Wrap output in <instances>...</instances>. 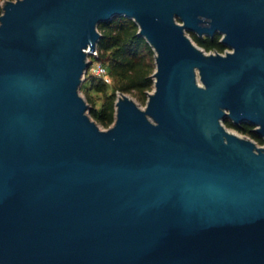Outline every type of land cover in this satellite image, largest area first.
Returning a JSON list of instances; mask_svg holds the SVG:
<instances>
[{
    "label": "water",
    "instance_id": "95a60500",
    "mask_svg": "<svg viewBox=\"0 0 264 264\" xmlns=\"http://www.w3.org/2000/svg\"><path fill=\"white\" fill-rule=\"evenodd\" d=\"M121 14L154 84L101 128L80 86ZM225 117L264 139V0H3L0 264H264V142Z\"/></svg>",
    "mask_w": 264,
    "mask_h": 264
},
{
    "label": "trees",
    "instance_id": "16d2710c",
    "mask_svg": "<svg viewBox=\"0 0 264 264\" xmlns=\"http://www.w3.org/2000/svg\"><path fill=\"white\" fill-rule=\"evenodd\" d=\"M97 27L101 33L96 45L97 55L89 54V57L91 61L98 60L106 66L112 84L107 92L109 83L102 76L88 72V68L84 82L87 81L89 88L103 94L99 106H95L86 94L90 115L98 124L109 126L114 119L118 91L135 92L141 101H146L147 91L151 90L154 84V51L146 38L138 33L137 23L129 16L116 15L110 20L99 22ZM190 35L205 50L223 51L225 48L220 41V33L212 37L198 36L195 32ZM223 123L235 127L256 142H264L263 137L254 132L253 125L248 122L236 125L229 117H225Z\"/></svg>",
    "mask_w": 264,
    "mask_h": 264
},
{
    "label": "rangeland",
    "instance_id": "374dc122",
    "mask_svg": "<svg viewBox=\"0 0 264 264\" xmlns=\"http://www.w3.org/2000/svg\"><path fill=\"white\" fill-rule=\"evenodd\" d=\"M3 1V0H2ZM1 3L2 2H0V11H1ZM192 31H190V30H188L187 31V33H188V35H190V33H191ZM190 37H191V35H190ZM192 38V37H191ZM220 38H221V36H220ZM195 42V41H194ZM226 48H229V47H226ZM208 51V50H207ZM92 64H91V66L90 67H88V72H93L94 73V71H93V64L95 63V60L93 61L92 60V62H91ZM85 74H86V72H85ZM84 74V75H85ZM96 74V73H95ZM97 76H99L98 74H96ZM85 81V77L83 78V81H82V83ZM109 84V87H108V89H107V92H109V90H110V86H111V84H112V82H111V80L110 81H107ZM88 82L86 81V82H84V84L83 85H81L80 86V93L86 98V94L87 95H89L90 97H89V100L90 101H93V104L95 105V106H99L100 105V103L102 102V100H103V94L101 93V92H99V91H96V90H94V89H92V88H89L88 87ZM118 93H120V91H118L117 92V94ZM126 94H128V95H130L140 106H144L145 105V102H143V101H141V99L139 98V96L135 93V92H125ZM86 100H87V98H86ZM87 102H88V100H87ZM88 105H89V103H88ZM89 110V109H88ZM99 126L101 127V128H105V127H107V126H103L102 124H100L99 123ZM227 128L229 129V130H231V131H234V132H236L237 134H239V135H242V136H248V135H246V134H244V133H242V132H240L238 129H236L235 127H231V126H227ZM258 144H262V143H260V142H257Z\"/></svg>",
    "mask_w": 264,
    "mask_h": 264
},
{
    "label": "built area",
    "instance_id": "2783aa9c",
    "mask_svg": "<svg viewBox=\"0 0 264 264\" xmlns=\"http://www.w3.org/2000/svg\"><path fill=\"white\" fill-rule=\"evenodd\" d=\"M90 54H92V55H97V50H96V48L95 49H93L91 52H90ZM90 58V57H89ZM92 62V61H91ZM92 64V63H91ZM91 64H90V66H91ZM94 66H93V71H94V73H96V74H98V75H100V76H102L103 78H104V80L105 81H110L111 80V78H110V75L108 74V71H107V69H106V66L104 65V64H102L100 61H95V63L93 64ZM89 66V67H90Z\"/></svg>",
    "mask_w": 264,
    "mask_h": 264
},
{
    "label": "clouds",
    "instance_id": "9594fccd",
    "mask_svg": "<svg viewBox=\"0 0 264 264\" xmlns=\"http://www.w3.org/2000/svg\"><path fill=\"white\" fill-rule=\"evenodd\" d=\"M0 2H2V0H0Z\"/></svg>",
    "mask_w": 264,
    "mask_h": 264
},
{
    "label": "flooded vegetation",
    "instance_id": "af4514ba",
    "mask_svg": "<svg viewBox=\"0 0 264 264\" xmlns=\"http://www.w3.org/2000/svg\"><path fill=\"white\" fill-rule=\"evenodd\" d=\"M224 49H226V47Z\"/></svg>",
    "mask_w": 264,
    "mask_h": 264
}]
</instances>
